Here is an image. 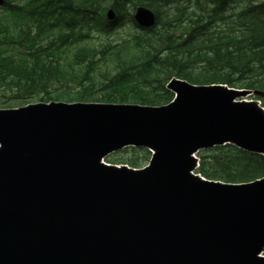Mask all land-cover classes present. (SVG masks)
<instances>
[{
    "label": "water",
    "instance_id": "1",
    "mask_svg": "<svg viewBox=\"0 0 264 264\" xmlns=\"http://www.w3.org/2000/svg\"><path fill=\"white\" fill-rule=\"evenodd\" d=\"M134 20L151 28L156 16L139 7ZM167 88L177 99L163 107L0 110V264H264V179L192 174L200 150L264 155V110L236 102L249 91ZM127 147L154 152L150 167L102 163Z\"/></svg>",
    "mask_w": 264,
    "mask_h": 264
},
{
    "label": "trees",
    "instance_id": "2",
    "mask_svg": "<svg viewBox=\"0 0 264 264\" xmlns=\"http://www.w3.org/2000/svg\"><path fill=\"white\" fill-rule=\"evenodd\" d=\"M139 7L155 13V27L135 23ZM173 78L264 93V0H5L0 7L5 109L52 101L160 107L174 99ZM120 154L107 162L140 169L152 157L147 149ZM198 158L197 173L208 180L264 178V156L232 145Z\"/></svg>",
    "mask_w": 264,
    "mask_h": 264
},
{
    "label": "rangeland",
    "instance_id": "3",
    "mask_svg": "<svg viewBox=\"0 0 264 264\" xmlns=\"http://www.w3.org/2000/svg\"><path fill=\"white\" fill-rule=\"evenodd\" d=\"M251 98H252V97L247 98V99H251ZM0 101H2L1 98H0ZM2 102H4V101H2ZM7 106H11V105L8 104ZM4 108H6V107L0 105V109H4ZM116 156H117V157H115L114 160H117V159L121 158L122 154H116Z\"/></svg>",
    "mask_w": 264,
    "mask_h": 264
}]
</instances>
